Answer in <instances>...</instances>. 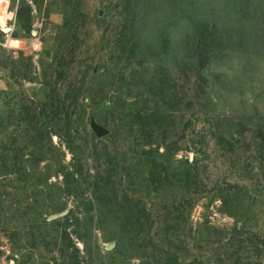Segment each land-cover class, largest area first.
I'll use <instances>...</instances> for the list:
<instances>
[{
  "label": "rangeland",
  "instance_id": "1",
  "mask_svg": "<svg viewBox=\"0 0 264 264\" xmlns=\"http://www.w3.org/2000/svg\"><path fill=\"white\" fill-rule=\"evenodd\" d=\"M0 264H264V0H0Z\"/></svg>",
  "mask_w": 264,
  "mask_h": 264
},
{
  "label": "water",
  "instance_id": "2",
  "mask_svg": "<svg viewBox=\"0 0 264 264\" xmlns=\"http://www.w3.org/2000/svg\"><path fill=\"white\" fill-rule=\"evenodd\" d=\"M90 126L95 131L94 133H96L99 137L106 136L109 133V130L105 126L99 124L95 120H91Z\"/></svg>",
  "mask_w": 264,
  "mask_h": 264
}]
</instances>
